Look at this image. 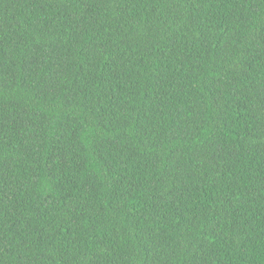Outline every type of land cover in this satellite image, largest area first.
<instances>
[{"label":"trees","instance_id":"1","mask_svg":"<svg viewBox=\"0 0 264 264\" xmlns=\"http://www.w3.org/2000/svg\"><path fill=\"white\" fill-rule=\"evenodd\" d=\"M0 264H264V0H0Z\"/></svg>","mask_w":264,"mask_h":264}]
</instances>
